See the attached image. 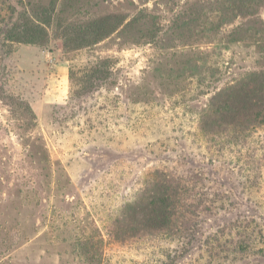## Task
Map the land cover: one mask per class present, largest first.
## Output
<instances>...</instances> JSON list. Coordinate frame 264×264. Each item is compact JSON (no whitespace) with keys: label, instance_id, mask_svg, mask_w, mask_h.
<instances>
[{"label":"rangeland","instance_id":"374dc122","mask_svg":"<svg viewBox=\"0 0 264 264\" xmlns=\"http://www.w3.org/2000/svg\"><path fill=\"white\" fill-rule=\"evenodd\" d=\"M247 1L0 0V264L243 263L210 259L203 241L264 212L231 158L206 159L193 130L213 95L264 68V0ZM103 18L117 27L64 51L59 34ZM27 28L47 33L41 50L23 41ZM97 59L107 78L69 102L68 67ZM156 165L201 173L224 209L202 213L183 240L113 239L110 213Z\"/></svg>","mask_w":264,"mask_h":264},{"label":"trees","instance_id":"16d2710c","mask_svg":"<svg viewBox=\"0 0 264 264\" xmlns=\"http://www.w3.org/2000/svg\"><path fill=\"white\" fill-rule=\"evenodd\" d=\"M247 2L244 8L262 0ZM117 25L118 21L110 25L109 18H103L71 31L72 34L61 33L58 38L66 53L78 52L107 36ZM25 32L24 42L44 47L48 39L44 30L27 28ZM106 62L107 59H97L80 69L70 64L69 102L104 82L108 75ZM22 106L35 120L29 104L23 102ZM196 120L193 136L200 140L198 146L204 157L218 161L229 156L240 192L264 212V139L255 136L260 128L264 129V68L223 87L210 98ZM135 180L138 189L131 192L119 210L110 213L108 234L113 239L183 240L191 235L202 213L225 207L226 198L212 191L199 172L179 173L172 167L156 165L143 170ZM109 181L112 187L121 181L126 183L125 178L110 177ZM202 246L210 259L230 256L231 260L245 259L242 264H264V217L236 216L210 233Z\"/></svg>","mask_w":264,"mask_h":264},{"label":"crops","instance_id":"0c3cea01","mask_svg":"<svg viewBox=\"0 0 264 264\" xmlns=\"http://www.w3.org/2000/svg\"><path fill=\"white\" fill-rule=\"evenodd\" d=\"M31 46H35V47H37V48H39L40 49V47L39 46H36V45H31ZM41 50V49H40Z\"/></svg>","mask_w":264,"mask_h":264}]
</instances>
